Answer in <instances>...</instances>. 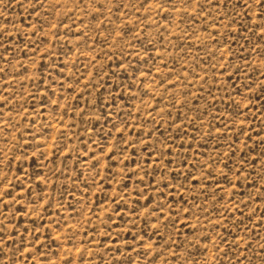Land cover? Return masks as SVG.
Listing matches in <instances>:
<instances>
[{"label": "rangeland", "instance_id": "374dc122", "mask_svg": "<svg viewBox=\"0 0 264 264\" xmlns=\"http://www.w3.org/2000/svg\"><path fill=\"white\" fill-rule=\"evenodd\" d=\"M0 264H264V0H0Z\"/></svg>", "mask_w": 264, "mask_h": 264}]
</instances>
